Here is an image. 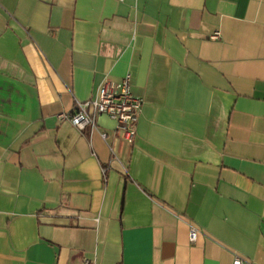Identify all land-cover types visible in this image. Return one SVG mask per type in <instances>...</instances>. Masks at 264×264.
I'll return each instance as SVG.
<instances>
[{
  "label": "crops",
  "instance_id": "1",
  "mask_svg": "<svg viewBox=\"0 0 264 264\" xmlns=\"http://www.w3.org/2000/svg\"><path fill=\"white\" fill-rule=\"evenodd\" d=\"M128 73L131 143L59 117ZM235 256L264 264V0H0V264Z\"/></svg>",
  "mask_w": 264,
  "mask_h": 264
},
{
  "label": "built area",
  "instance_id": "2",
  "mask_svg": "<svg viewBox=\"0 0 264 264\" xmlns=\"http://www.w3.org/2000/svg\"><path fill=\"white\" fill-rule=\"evenodd\" d=\"M210 37L217 39L219 32L211 34ZM142 104L143 99L132 93L131 75L128 73L118 81L102 80L92 98L76 102L73 113L70 115L61 114L59 117L66 118L79 130L87 128L91 131L97 128V117L106 116L115 122V127L120 131L122 139L131 143L136 133V123ZM100 136L106 141L107 133L105 131H101ZM196 232V228L190 227L189 237L191 241H194ZM231 264L251 263L235 256Z\"/></svg>",
  "mask_w": 264,
  "mask_h": 264
}]
</instances>
